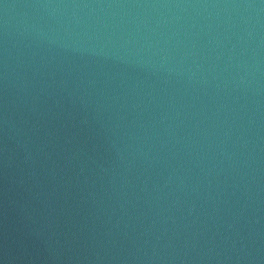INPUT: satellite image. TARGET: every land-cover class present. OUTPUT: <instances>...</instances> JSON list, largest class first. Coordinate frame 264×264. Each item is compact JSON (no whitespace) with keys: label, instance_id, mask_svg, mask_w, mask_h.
<instances>
[{"label":"water","instance_id":"1","mask_svg":"<svg viewBox=\"0 0 264 264\" xmlns=\"http://www.w3.org/2000/svg\"><path fill=\"white\" fill-rule=\"evenodd\" d=\"M0 264H264V0H0Z\"/></svg>","mask_w":264,"mask_h":264}]
</instances>
